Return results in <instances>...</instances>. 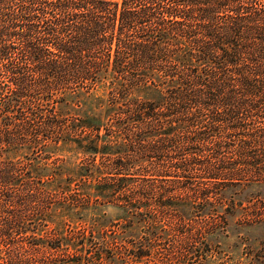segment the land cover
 Returning a JSON list of instances; mask_svg holds the SVG:
<instances>
[{
  "label": "trees",
  "instance_id": "16d2710c",
  "mask_svg": "<svg viewBox=\"0 0 264 264\" xmlns=\"http://www.w3.org/2000/svg\"><path fill=\"white\" fill-rule=\"evenodd\" d=\"M263 157L264 0H0V264H149L151 198L178 202L148 174L201 165L221 193ZM107 201L124 225L42 233Z\"/></svg>",
  "mask_w": 264,
  "mask_h": 264
},
{
  "label": "rangeland",
  "instance_id": "374dc122",
  "mask_svg": "<svg viewBox=\"0 0 264 264\" xmlns=\"http://www.w3.org/2000/svg\"><path fill=\"white\" fill-rule=\"evenodd\" d=\"M191 147L198 148L201 145L192 144ZM188 149L187 156L191 154ZM203 150L198 151L197 156L208 158L206 156L211 154V150ZM57 156L68 161H79L83 153L76 142L63 140L53 152L52 157ZM252 159H241L230 153L226 157V161L236 165L237 169L238 165L242 167L243 161ZM260 161L264 167V157ZM160 173L158 176L148 174L147 182L157 183L161 186L162 194L179 205L174 203L163 212L155 205L162 201L161 195L151 198L155 218L168 228L169 233L154 239L157 253L147 260L149 264H264V175L240 173L239 182L223 184L221 193H218L221 183L212 181L207 184L206 173L201 165H192L181 171L171 164ZM178 176H182V179ZM203 194L207 195L205 198L208 203L201 198ZM209 208L214 212L213 217L208 213ZM71 210L65 205L57 207L54 221L64 222H49L43 226L42 233L49 236L54 232L55 225L67 233L71 224L86 226L85 220L89 222L92 218H96L105 228L115 227L118 223L124 225L126 222L123 210L112 201L75 210L71 216L73 222L67 218V212ZM217 213L222 215L217 216ZM140 224L136 222L128 228H132L136 234H142L144 228ZM96 225L99 227V224Z\"/></svg>",
  "mask_w": 264,
  "mask_h": 264
}]
</instances>
